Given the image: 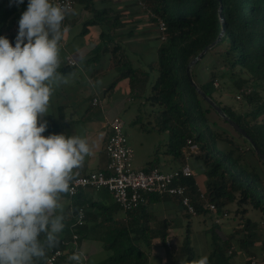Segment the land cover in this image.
Segmentation results:
<instances>
[{"label": "trees", "instance_id": "16d2710c", "mask_svg": "<svg viewBox=\"0 0 264 264\" xmlns=\"http://www.w3.org/2000/svg\"><path fill=\"white\" fill-rule=\"evenodd\" d=\"M120 1L76 0L74 10L67 15L86 17L78 37L86 38L94 30L98 32L87 62L98 66L97 63L110 58L120 74L108 91H114L120 82L127 80L134 98L146 97L159 109L151 129L168 133L166 154L173 162L182 164L180 167L184 165L183 148L188 140L198 146L190 163L193 176L182 182L197 217L205 220L212 217L207 204H214L217 214L235 205L236 215L243 216L242 228L231 235L224 236L215 224L206 230L209 264H240V255L246 257L243 264H264V161L261 157L264 156V0H127L126 4L131 6L124 9L119 8L123 3ZM142 4L159 33L160 20L167 27V40L161 42L159 34L155 39L159 44L157 60L145 69L135 65L132 59L135 53L121 44L123 39L139 36L132 26L141 21L129 19L139 15ZM27 5L28 0L19 7L12 0H0V36L8 38L12 46H15L18 21ZM144 32L146 36L152 31ZM62 35L64 40L65 32ZM195 60L190 69L192 84L188 67ZM58 71L62 74L65 69ZM229 83L236 96L241 94L237 101L242 105L240 109L223 104L216 97ZM211 111L230 126L233 134L227 129H218L217 123L208 116ZM230 121L248 138L236 131ZM154 168H159L158 156L145 171ZM158 204L164 206L165 212L173 213L155 215ZM79 205L76 204L72 213H61L65 227L58 234V246L44 258H37L35 264H46L54 251L63 249V240L72 239L71 227ZM94 207L100 212L85 208L86 223L76 233L80 243L88 238L101 243L108 257L98 264H147L154 249L166 248L174 217L186 211L179 199L168 196H149L143 206L127 213L115 203L112 206L92 203L91 208ZM248 208L260 214L259 221L246 216ZM121 213L124 217L116 218ZM191 245L188 229L180 252L171 254L178 260L187 255L191 261L195 257ZM71 255L60 259L58 264H75L68 259Z\"/></svg>", "mask_w": 264, "mask_h": 264}, {"label": "clouds", "instance_id": "9594fccd", "mask_svg": "<svg viewBox=\"0 0 264 264\" xmlns=\"http://www.w3.org/2000/svg\"><path fill=\"white\" fill-rule=\"evenodd\" d=\"M12 2L19 7L24 0ZM65 13L51 0H28L15 46L0 36V264H35L58 246L65 227L60 194L91 152L79 135H43L53 82H67L58 71ZM84 258L76 251L68 259Z\"/></svg>", "mask_w": 264, "mask_h": 264}, {"label": "crops", "instance_id": "0c3cea01", "mask_svg": "<svg viewBox=\"0 0 264 264\" xmlns=\"http://www.w3.org/2000/svg\"><path fill=\"white\" fill-rule=\"evenodd\" d=\"M74 17L73 14H70L67 17V22L71 23ZM70 23L66 26L68 31L64 35L65 46L60 58V61L63 60V62L61 61L62 63L58 69H65L62 75L69 81L66 83L53 82L52 87L59 88L60 91H53L47 116L42 118L48 122V128L43 135L47 137L50 134H65L66 136L79 135L85 138L91 152L85 158L83 166L75 170V173L88 174L106 169L108 157L105 146L111 134L109 123L115 117H120L118 115L127 107L129 101L134 99L135 93L131 94V91H129V81L127 80L120 82L114 91H108L109 87L119 77V69L112 66L110 58H106V63L100 68L95 69V66L89 68L90 63L87 62V56L94 47L92 41L94 37H98V32L94 30L95 32L91 33L90 37H78L82 28L78 30L73 23H71L72 25ZM139 24L141 23L137 25ZM137 29L140 28L137 27ZM150 31L152 32H150L148 38L145 35L141 37L142 35L139 34V37L126 38L121 41V44L130 48V53H135L136 56H133L132 59L135 65H139L142 69L157 60L159 44L155 40V32ZM66 56L71 57L77 65L75 67L69 66L65 61ZM73 69L74 71H72ZM108 74L112 75L109 79H106ZM84 82L87 85H83ZM75 87L80 88V91H73ZM55 94L56 96H54ZM95 98L100 100L101 105H93ZM148 157L144 161H147ZM168 157L166 165L170 166L171 170L182 165L173 162L169 155ZM146 168H143V170ZM159 168L164 170L161 165H159ZM77 203L80 204L78 208L86 205L85 208L92 210L94 213L96 211L100 212V210L96 207L91 208L92 203L105 206L114 205L112 197L106 191L96 192L92 189H84L74 199L70 198L67 193L61 196L59 199L61 208L58 209V213L61 214L66 211L72 213L77 208ZM83 203L86 204L81 205ZM155 209L156 211L162 210L164 215L173 213L165 212V208L161 204H158ZM122 217H124L123 213L118 214L116 218ZM80 246L81 251L84 252L87 258V261L83 264H98L108 257V253L103 250L101 243L93 238L82 240ZM151 254L153 253H150L149 257ZM242 256L240 255L238 258L240 264H243L244 261L241 258Z\"/></svg>", "mask_w": 264, "mask_h": 264}, {"label": "built area", "instance_id": "2783aa9c", "mask_svg": "<svg viewBox=\"0 0 264 264\" xmlns=\"http://www.w3.org/2000/svg\"><path fill=\"white\" fill-rule=\"evenodd\" d=\"M53 4L61 5L65 10V18L71 13L76 5V0H51ZM160 39L167 40V27L163 21L158 22ZM67 64L75 67L77 63L67 57ZM242 91H251L243 89ZM241 99V94L237 95V100ZM94 106L101 105L98 98L93 100ZM111 134L105 146L108 157V165L105 170L81 174L77 172L67 192L70 198H75L84 189H92L96 192L106 191L113 199L114 203L125 213L139 209L147 201L149 196L175 197L181 201V205L190 215L196 216L197 212L188 195L187 187L183 185V180L193 176V169L190 165L193 156L198 152V146L188 140L183 148L184 165L171 171H164L154 168L150 171L136 169L133 166L134 152L129 145L128 135L125 132V122L121 117H115L110 123ZM211 213L216 214L214 224L219 226L221 221L228 216L227 213L217 214L214 204H207ZM86 223V209H77L75 222L71 227V240H63L62 247L54 251L47 259L46 264H58L60 259L66 255L73 254L80 249V236L76 233ZM167 247L171 248V243L167 241ZM85 257L83 262H86ZM254 264V262H253Z\"/></svg>", "mask_w": 264, "mask_h": 264}, {"label": "rangeland", "instance_id": "374dc122", "mask_svg": "<svg viewBox=\"0 0 264 264\" xmlns=\"http://www.w3.org/2000/svg\"><path fill=\"white\" fill-rule=\"evenodd\" d=\"M127 0H122L123 2L120 5V9L130 7L131 5H127L125 2ZM141 10L138 16L129 19V21H141L139 25L136 24V27H133L134 32L140 34L144 31H150L154 28V32L156 37L159 34L158 29L156 28V24H153L149 21L148 13L146 14L144 11L143 4L140 5ZM86 19L85 16L82 17L81 14L76 15L72 20L76 27V29L80 30L82 28V23ZM70 23V22H69ZM67 22V18L63 21L62 27L67 26L69 24ZM70 23V24H71ZM72 25V24H71ZM131 27V26H130ZM137 27L140 29L138 30ZM75 29V28H74ZM63 34V32H62ZM149 35L145 37L148 38ZM139 37V36H137ZM143 37V36H141ZM160 37V34H159ZM161 41V39H160ZM162 42V41H161ZM65 46V41L63 40V35L61 37L59 43V59L62 56V51ZM67 57H65V61L67 63ZM63 62V60H61ZM61 62V63H62ZM97 63V62H95ZM106 63V59L100 63H97L98 66L94 63H90L88 67H92L95 69L100 68ZM74 71V69L72 70ZM112 74H108L106 79H109ZM67 82L69 79H66ZM83 85H87L86 82ZM110 86V85H109ZM218 86V84H216ZM53 91H60L59 88L53 87ZM73 91H80V88H74ZM234 88L231 83L227 84L225 88L216 94V97L220 102L223 104L231 105L236 109H240L242 107L240 100H237L236 93L234 92ZM58 94V93H56ZM56 94L54 96H56ZM158 108L153 107L146 97H139L130 100L127 107L118 115L120 116L125 122V132L128 135V142L130 147L134 152V161L133 166L134 168H146L148 164L154 159L155 156L159 158V165L164 168L165 171H170V166L166 165V159H168V155L166 154L167 146L169 142V135L168 133H160L151 129L155 126ZM209 118L212 122H216L218 125V129H227L230 133L233 134L232 129L228 124L224 123L213 111L209 113ZM137 121V122H136ZM157 154V155H156ZM148 157L147 161H144ZM144 162V163H143ZM142 164V165H141ZM156 210V209H155ZM237 207L235 205L229 206L225 209V213L228 214L226 218H224L221 223L219 224L218 228L220 232L224 236L231 235L234 231H239L242 228V215H236ZM188 213L183 211L180 217H174V227L170 231V235L167 239L171 243V248H156L152 252L151 256L147 264H191V262L200 259L203 256L209 257L210 255V247H209V236L206 234V230L210 229L214 224V218L216 214L211 213V218H207L205 220L202 217L191 216L188 218L186 215ZM155 215L162 216L163 211L157 210ZM247 217H250L254 221H259L260 214L256 211H252L248 208V212L246 214ZM189 223L191 225L189 226ZM151 225L154 226L155 223L152 221ZM216 226V225H215ZM188 229L191 230V246L195 252V257L190 261L187 258V255L182 257L180 260L174 258L176 255L175 253H179V248L182 246L185 237L188 234ZM160 247V246H159ZM171 253H174L173 255ZM242 260H245L246 257L242 256ZM105 260V259H104Z\"/></svg>", "mask_w": 264, "mask_h": 264}, {"label": "water", "instance_id": "95a60500", "mask_svg": "<svg viewBox=\"0 0 264 264\" xmlns=\"http://www.w3.org/2000/svg\"><path fill=\"white\" fill-rule=\"evenodd\" d=\"M205 52V51H204ZM204 52L202 53V54H204ZM201 54V55H202ZM198 59V58H197ZM196 59V60H197ZM196 60L188 67V75H189V77H190V81L192 82V84H194V82H193V79L191 78V73H190V69H191V66L196 62ZM205 97V96H204ZM209 101V100H208ZM210 104L213 106V107H215L218 111H219V113H222V111H221V109L218 107V106H216L213 102H211L210 101ZM223 115V114H222ZM223 117H225V115H223ZM230 125L236 130V131H238L239 133H241V134H243L246 138H248V136L243 132V130L242 129H240L239 128V126L237 125V124H235L234 122H232V121H230ZM254 145V144H253ZM255 146V145H254ZM255 149H256V151H257V153L258 154H260V151H259V149L258 148H256L255 147ZM261 157H262V159H263V161H264V156L263 155H261Z\"/></svg>", "mask_w": 264, "mask_h": 264}]
</instances>
